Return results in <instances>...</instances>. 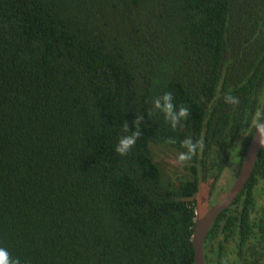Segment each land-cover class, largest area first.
Segmentation results:
<instances>
[{"label":"trees","instance_id":"obj_1","mask_svg":"<svg viewBox=\"0 0 264 264\" xmlns=\"http://www.w3.org/2000/svg\"><path fill=\"white\" fill-rule=\"evenodd\" d=\"M165 92L190 112L175 130L148 115ZM262 109L264 0H0V247L21 264H194L200 187L232 163L231 188ZM186 138L203 150L179 164ZM203 254L264 264V146Z\"/></svg>","mask_w":264,"mask_h":264},{"label":"clouds","instance_id":"obj_2","mask_svg":"<svg viewBox=\"0 0 264 264\" xmlns=\"http://www.w3.org/2000/svg\"><path fill=\"white\" fill-rule=\"evenodd\" d=\"M224 101L227 104L233 106L238 105V98L227 94L224 96ZM151 109L148 112V115H156L157 112L163 114L165 122L175 130L178 126L181 125V121L188 119L189 109L186 106L180 105L177 106L173 103V95L171 92H165L160 96H157L151 100ZM143 116H136L133 124L135 126V131L131 134L128 133L127 121L124 122L121 127L122 131L126 133L121 136L118 140V143L115 146L114 151L121 155L126 156L133 146L136 144L137 139L140 137V125L143 122ZM252 127L255 129V135L258 137V142L260 146H264V109L255 112L254 118L251 121ZM242 136H249L244 129L241 132ZM169 143H175L174 140L169 139ZM236 151H239V142H237ZM181 147L186 151H182L177 156V163L184 164L187 161H190L194 155H197L199 151L203 150V141L199 140L193 142L191 138H186L181 142ZM0 264H21L19 258H13L10 256L9 251L0 247Z\"/></svg>","mask_w":264,"mask_h":264},{"label":"water","instance_id":"obj_3","mask_svg":"<svg viewBox=\"0 0 264 264\" xmlns=\"http://www.w3.org/2000/svg\"><path fill=\"white\" fill-rule=\"evenodd\" d=\"M263 146H260L255 131L246 148L244 158L241 163L239 173L226 194L200 218L195 219L192 234V246L194 250V264H205L203 245L208 231L217 218L229 208L239 197L248 183L258 154Z\"/></svg>","mask_w":264,"mask_h":264},{"label":"rangeland","instance_id":"obj_4","mask_svg":"<svg viewBox=\"0 0 264 264\" xmlns=\"http://www.w3.org/2000/svg\"><path fill=\"white\" fill-rule=\"evenodd\" d=\"M152 152L154 154L155 160H157L161 166L166 169L169 163L173 162L170 158L169 152L162 147L152 146ZM232 163L229 164L228 169L225 170V175L218 182V186L215 192H211L205 185L200 187L199 195L197 196L196 204V217L200 218L203 216L213 205H215L222 197L226 194L229 189V179L231 177ZM196 218V219H197Z\"/></svg>","mask_w":264,"mask_h":264}]
</instances>
